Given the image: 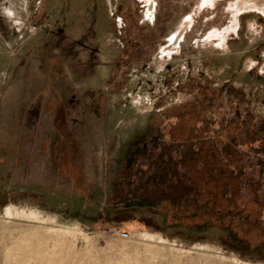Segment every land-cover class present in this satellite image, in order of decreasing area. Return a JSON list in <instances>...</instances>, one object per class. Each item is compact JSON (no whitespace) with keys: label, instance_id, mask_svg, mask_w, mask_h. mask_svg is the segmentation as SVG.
I'll return each mask as SVG.
<instances>
[{"label":"rangeland","instance_id":"rangeland-1","mask_svg":"<svg viewBox=\"0 0 264 264\" xmlns=\"http://www.w3.org/2000/svg\"><path fill=\"white\" fill-rule=\"evenodd\" d=\"M210 140L264 184V0H0V264H264L120 210L192 213Z\"/></svg>","mask_w":264,"mask_h":264},{"label":"trees","instance_id":"trees-1","mask_svg":"<svg viewBox=\"0 0 264 264\" xmlns=\"http://www.w3.org/2000/svg\"><path fill=\"white\" fill-rule=\"evenodd\" d=\"M195 144L193 143L192 146H195L196 149ZM206 144L209 145V154H211V157L206 158L204 163L207 167L208 180L206 179L202 186L192 187L191 192L195 195L197 194L196 196L203 200L200 203L192 202V213L189 212L188 216L183 218H175V212L182 204L183 198H162L158 200L142 198L132 199L129 202L121 201L118 203L122 205L120 210H125V212L144 211L148 213L150 224L145 222L148 226L152 225V217L157 213V210L161 213L171 210V214L168 215L169 220L174 224L184 226L187 230L186 235L190 236L189 239L192 241L198 238L218 241L228 251L235 252L244 259L252 261L264 260V223L262 222L263 224H261L259 222V212L255 214L253 211V201L255 202L258 195L261 194L264 184L262 182L259 183L258 179L248 185L247 182L242 183L243 180H240V182L241 172H235L234 168L230 167L231 165L233 166L230 158L226 157L230 156V154H224L222 151L218 154L215 148L216 143L213 140ZM199 148L200 146L198 151ZM196 153V150L188 153V156H190L188 162L190 164H195L197 160ZM219 155H222L224 163H221L222 160L219 161V164L218 161L215 162L216 159L214 158ZM165 162L166 166H171L170 170H174L176 163L170 157L161 160L159 164L164 168H160V170H165V166H163ZM131 163L134 164L135 160ZM161 174L167 179L166 173L161 171ZM248 196L249 199H247ZM240 197L247 199L243 200L241 205L237 200ZM248 222L252 226H250L249 230H246L245 225ZM152 227L154 226L152 225ZM195 229L203 230V234L199 236L195 233ZM250 234L254 237H249Z\"/></svg>","mask_w":264,"mask_h":264},{"label":"bare ground","instance_id":"bare-ground-1","mask_svg":"<svg viewBox=\"0 0 264 264\" xmlns=\"http://www.w3.org/2000/svg\"><path fill=\"white\" fill-rule=\"evenodd\" d=\"M144 246H145L146 250L149 249V248H151V247H149V245H144ZM154 249H155V248H154ZM149 251H150V250H149ZM35 253H36V256L42 257L41 252L38 251L37 248H35ZM43 257H44V256H43ZM46 259H47V258H46Z\"/></svg>","mask_w":264,"mask_h":264},{"label":"built area","instance_id":"built-area-1","mask_svg":"<svg viewBox=\"0 0 264 264\" xmlns=\"http://www.w3.org/2000/svg\"><path fill=\"white\" fill-rule=\"evenodd\" d=\"M120 236H121L122 238H127V237H128V235H127L126 233H120Z\"/></svg>","mask_w":264,"mask_h":264}]
</instances>
